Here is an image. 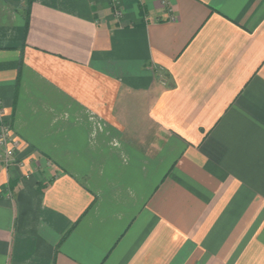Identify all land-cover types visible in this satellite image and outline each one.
Masks as SVG:
<instances>
[{
    "label": "crops",
    "instance_id": "obj_1",
    "mask_svg": "<svg viewBox=\"0 0 264 264\" xmlns=\"http://www.w3.org/2000/svg\"><path fill=\"white\" fill-rule=\"evenodd\" d=\"M0 109V264H264V0H0Z\"/></svg>",
    "mask_w": 264,
    "mask_h": 264
},
{
    "label": "built area",
    "instance_id": "obj_2",
    "mask_svg": "<svg viewBox=\"0 0 264 264\" xmlns=\"http://www.w3.org/2000/svg\"><path fill=\"white\" fill-rule=\"evenodd\" d=\"M0 164L9 167L15 156V150L19 147L20 141L9 125L3 120L0 109Z\"/></svg>",
    "mask_w": 264,
    "mask_h": 264
}]
</instances>
